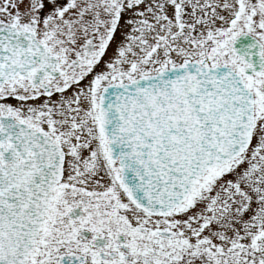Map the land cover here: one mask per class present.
Listing matches in <instances>:
<instances>
[{
  "label": "snow or ice",
  "instance_id": "snow-or-ice-1",
  "mask_svg": "<svg viewBox=\"0 0 264 264\" xmlns=\"http://www.w3.org/2000/svg\"><path fill=\"white\" fill-rule=\"evenodd\" d=\"M0 264H264V0H0Z\"/></svg>",
  "mask_w": 264,
  "mask_h": 264
}]
</instances>
